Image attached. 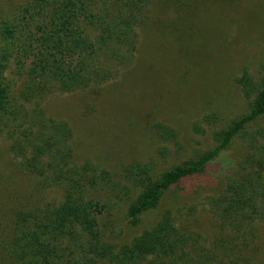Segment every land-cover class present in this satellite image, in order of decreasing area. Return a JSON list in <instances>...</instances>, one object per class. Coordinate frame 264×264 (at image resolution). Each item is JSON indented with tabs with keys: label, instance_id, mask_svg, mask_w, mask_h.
<instances>
[{
	"label": "trees",
	"instance_id": "1",
	"mask_svg": "<svg viewBox=\"0 0 264 264\" xmlns=\"http://www.w3.org/2000/svg\"><path fill=\"white\" fill-rule=\"evenodd\" d=\"M149 4L150 0H10L7 9L0 4V136L9 137L20 168L38 179L40 189L56 188L61 194L58 202L15 215L3 248L12 264H208L202 235L178 227L169 209L128 243L108 241L101 227L109 206L93 192L113 190L116 182L106 170L75 162L67 122L46 117L38 103L25 107L31 98L50 92L69 94L114 79L134 57L136 28ZM12 64L16 76H25L17 96L15 83L7 77ZM234 81L247 111L217 128L215 114H205L192 125L200 135L206 133L202 125L211 131V149L162 172L153 159L123 169L130 225H138L169 190L203 174L242 139L243 156L225 178L221 193L210 197L207 205L230 244L256 239V227L264 222V127L252 132L249 128L264 122V62L259 78L245 69ZM154 129L161 143L176 146L178 152L173 128L157 123Z\"/></svg>",
	"mask_w": 264,
	"mask_h": 264
},
{
	"label": "rangeland",
	"instance_id": "2",
	"mask_svg": "<svg viewBox=\"0 0 264 264\" xmlns=\"http://www.w3.org/2000/svg\"><path fill=\"white\" fill-rule=\"evenodd\" d=\"M9 2L0 0L3 9ZM136 32L134 57L114 79L69 94L50 92L31 98L25 107L38 103L46 117L67 122L73 132L75 162L106 170L116 182L113 190L93 192L109 206L101 228L111 243H128L169 209L178 227L202 235L208 264H264V222L257 225L252 243L233 245L219 233L207 205L210 197L221 193L225 178L243 156L242 139L203 174L169 190L160 206L145 213L136 226L126 221L121 183L123 169L132 163L153 159L162 172L211 149V131L203 125L205 134L192 131L203 115L215 114L217 128L247 111V101L234 79L245 69L255 78L262 75L264 0H150ZM14 71L12 64L7 77L15 83L17 96L25 76ZM157 123L175 130L178 152L176 146L161 143L154 129ZM258 126L264 127V122L249 131ZM10 145L9 137L1 135L0 264H12L3 248L11 237L15 215L61 200L59 190L40 189L38 179L20 168ZM163 147L164 156L160 155Z\"/></svg>",
	"mask_w": 264,
	"mask_h": 264
}]
</instances>
